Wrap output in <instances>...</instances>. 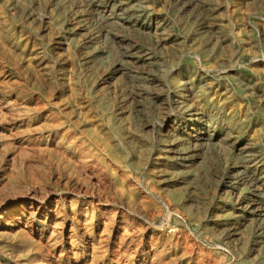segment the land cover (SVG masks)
Returning a JSON list of instances; mask_svg holds the SVG:
<instances>
[{"label": "rangeland", "instance_id": "rangeland-1", "mask_svg": "<svg viewBox=\"0 0 264 264\" xmlns=\"http://www.w3.org/2000/svg\"><path fill=\"white\" fill-rule=\"evenodd\" d=\"M80 3V32L73 36L79 0L27 2L16 16L21 28L33 26L25 57L16 62L0 58V111L7 120L0 123V183L23 171L41 179L29 189L36 197L65 198V236L73 232L84 253L74 260L65 252L57 264H115L107 233L89 263L88 237L82 238L76 225L70 231L69 201L78 203L76 210L84 209L85 193L105 190L121 202L131 193L142 199L154 191L169 207L177 205L172 217L158 200L151 213L132 212L134 223L154 220L145 235L176 232L189 251L194 254L200 247L218 264H264V228L258 230V218L237 208V200L246 204L255 195L252 175L264 183V66L254 59H264V0ZM214 37L218 58L210 68ZM67 79L75 81V99ZM182 88L192 90L189 105L210 140L188 142L189 126L184 132L178 125L188 112L170 99ZM14 113L15 120L9 121ZM229 132L234 143H244L243 150L232 153L234 160ZM105 133L116 160L112 167L105 163L98 137ZM72 140L71 149L66 143ZM76 151L88 157L76 159ZM242 161L254 162L257 170L243 173ZM21 182L14 190L23 193ZM5 188L0 185L4 198L12 194ZM257 194L253 199L264 206V187ZM60 235L51 237L58 241L49 248L55 255L61 250ZM43 236H33L30 243L46 247L49 232ZM16 237L4 240L6 263L37 264L35 249L26 250ZM181 255L177 250V264H193Z\"/></svg>", "mask_w": 264, "mask_h": 264}, {"label": "bare ground", "instance_id": "bare-ground-1", "mask_svg": "<svg viewBox=\"0 0 264 264\" xmlns=\"http://www.w3.org/2000/svg\"><path fill=\"white\" fill-rule=\"evenodd\" d=\"M32 1L33 0H0V3L4 2L7 4L5 9L0 7L1 59L16 62L25 57L27 51L25 48L30 41L29 30H32L33 26L24 23L25 28H21L23 25L17 23L16 16L19 8H22V6L24 9L25 7L28 8L26 3ZM80 2L81 0H79V4L77 5V15L73 18L74 27L71 29L73 36H77L80 32ZM29 14L30 13L25 14V17ZM30 16L31 15L26 18V21L30 20ZM43 19L46 18H42V21ZM69 25L68 23L66 24L67 27ZM215 38L216 37L211 41L210 54L207 59L210 68L217 64L218 58V51H216V49L219 43L218 39ZM78 44L79 43H77L76 46H78ZM69 45L70 44H66L67 50L69 49ZM254 59L256 64L260 63V66H264V59L261 60L257 57H254ZM79 65L80 62L76 63V67H79ZM28 69H31L30 64H28ZM67 83L71 86V98L75 99L77 94L75 81L67 79ZM39 85L41 86V83ZM47 86H51V83ZM182 89H184V91L174 94V98L170 99L171 103L180 105L188 112V118L184 119L182 122L179 121L178 125L182 127L181 129H183L184 132L187 131V125L189 126L188 130L191 132L188 133V142L196 144L210 140L211 137L209 133L203 131V128H201L200 115L198 113H193L191 105H189L190 99H193L192 90L190 88ZM9 102L6 104H9L11 107L12 103L10 104ZM13 116H16L15 113L10 116L9 121L13 122L15 120ZM170 118V114L165 116L163 126L165 130L169 126L168 121H170ZM232 118L233 115L230 119ZM5 121L7 120L3 118V114L0 111V123L4 124ZM9 121L7 124H9ZM12 124H15V122ZM26 128L28 129L27 126ZM7 132H13V130L8 129ZM48 136L49 135L44 136V138L48 139ZM98 137L103 143L102 149L107 157L105 163L108 167H112V163H115L116 160L112 158L110 151V134L105 133L103 136L99 135ZM228 138V146L230 148L229 155H231V159L234 160L232 153L237 150V148L239 151L243 150L241 144L244 145V143H234L231 132L228 133ZM66 145L68 148L72 149L75 145V141L72 140L66 143ZM80 153L81 151L74 152L75 158L78 157V155L79 160L88 157L87 154L81 155ZM88 154L91 155V152L88 151ZM18 159H20V157L16 156V160ZM234 162L238 163L237 161ZM254 165V162L252 165H245L242 161L238 164V167L243 169V173L250 174L257 170V167H255L256 165ZM18 179L22 180L21 183L23 186L21 188L26 189L23 193H20L22 192L21 189L14 190ZM35 181L39 182L41 179L29 176L22 171L19 174L9 176L5 182L3 180L0 183L1 187L7 185L5 190L7 189V191L10 190V192H12L11 195L5 198L0 196V264H7L5 259V247L3 245L4 240L8 238L15 239L17 238L16 236H19L18 239L26 250L31 248L35 249L34 257L37 264H57L58 258H61L65 252L72 254L74 260H77L81 253H84L83 251H78L73 232L67 235L66 231L67 236H65L67 221V207L64 203L65 198L52 194H45L44 197H36V194L29 192L31 185L36 183ZM251 183L254 191L253 193L255 194L253 196L255 197L258 195L257 193L263 189L264 183H259L253 175ZM84 196H87V201L82 203H86L88 206H84V209L79 208L76 210L78 203L69 201L68 209L70 210L69 217L71 220L70 231H74L76 225L81 228L82 238L88 237L87 243L91 250V253H88L90 257L89 263L95 261V251L99 248L101 243H103L104 238L102 235L107 233L108 242H112L115 247L112 252L115 264H177V250L182 252L181 256L183 258L188 255L193 264H218L211 257L203 253L200 247H197L194 254L193 251H189L188 244L186 243L183 245L184 241L177 238L176 232L167 235L159 230L152 231L150 234L145 235L147 228H151L150 225L153 224L154 220H143V218H141L142 221H138L137 223L133 222L131 213L134 212L136 214L139 208L147 209L148 212L151 213L150 208L153 204V200H158L164 204L167 217H172V215L177 214V207H174L177 205L173 204L172 208L169 207L168 203L162 200L160 195L156 192L149 191L148 193L146 191L142 199L135 198L136 196L131 193L126 195L125 200L122 202L115 200L113 195H110L109 191L106 190L100 193L92 191L90 193H85ZM253 198L247 201L246 204H243L244 202L240 203L237 200V208L238 210L248 212L250 216L255 215V218H258L257 220L260 221L257 228L261 231L264 228V219L260 220V218L264 216V206H261ZM158 213H162V211L159 210ZM150 215L153 218L156 216L154 213ZM47 232H49V236L46 237V247L40 243L34 245L30 243L33 236L40 235V237H44L43 235ZM59 234H61V250L58 255H55V251H49V248L58 241L54 240V242H51L53 241L51 237ZM42 251H45L43 255ZM192 255H195L193 259L191 258ZM189 263L188 261L187 264Z\"/></svg>", "mask_w": 264, "mask_h": 264}]
</instances>
